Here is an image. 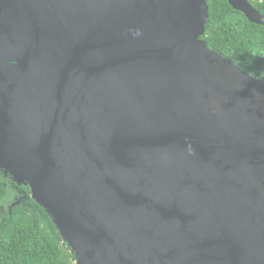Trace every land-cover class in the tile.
<instances>
[{"label": "water", "instance_id": "1", "mask_svg": "<svg viewBox=\"0 0 264 264\" xmlns=\"http://www.w3.org/2000/svg\"><path fill=\"white\" fill-rule=\"evenodd\" d=\"M207 21L206 0H0V171L76 263L264 264V79Z\"/></svg>", "mask_w": 264, "mask_h": 264}, {"label": "trees", "instance_id": "2", "mask_svg": "<svg viewBox=\"0 0 264 264\" xmlns=\"http://www.w3.org/2000/svg\"><path fill=\"white\" fill-rule=\"evenodd\" d=\"M264 15V0H249ZM208 21L202 40L209 50L248 74L264 79V26L248 22L228 0H206ZM52 220L0 171V264H74Z\"/></svg>", "mask_w": 264, "mask_h": 264}, {"label": "bare ground", "instance_id": "3", "mask_svg": "<svg viewBox=\"0 0 264 264\" xmlns=\"http://www.w3.org/2000/svg\"><path fill=\"white\" fill-rule=\"evenodd\" d=\"M76 264H81L80 261H78Z\"/></svg>", "mask_w": 264, "mask_h": 264}, {"label": "rangeland", "instance_id": "4", "mask_svg": "<svg viewBox=\"0 0 264 264\" xmlns=\"http://www.w3.org/2000/svg\"><path fill=\"white\" fill-rule=\"evenodd\" d=\"M75 263H76V261H75ZM75 263H74V264H75Z\"/></svg>", "mask_w": 264, "mask_h": 264}]
</instances>
